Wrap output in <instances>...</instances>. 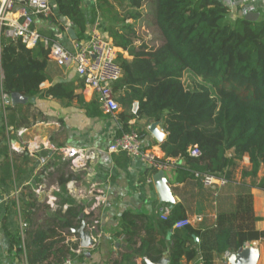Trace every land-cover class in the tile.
<instances>
[{"label": "trees", "instance_id": "trees-1", "mask_svg": "<svg viewBox=\"0 0 264 264\" xmlns=\"http://www.w3.org/2000/svg\"><path fill=\"white\" fill-rule=\"evenodd\" d=\"M53 2L58 14L76 31L78 41L88 38V31L99 17L102 33L120 49L117 61L124 75L113 86L123 109L118 115L122 124L118 136L138 130L130 127L132 120L161 122L167 133L162 152L166 158L181 159L185 164L178 168V180H194L200 189L205 188L200 179L203 176L224 179L228 184L245 157H249L251 169L243 171V178L258 177L264 168V16L257 21L232 19L222 0H97L96 9L89 14L82 7L83 0ZM146 7L151 12L144 13ZM149 14L157 41L144 39L138 28ZM0 61L8 95L33 97L50 79V59L42 43L29 49L21 40L1 36ZM188 74L189 85L185 82ZM75 90L74 83H58L46 95L72 100L76 98ZM135 104L138 110L134 114ZM22 126L19 116L17 121L13 114L8 115L6 129L12 128L10 133L16 135ZM141 131L136 132L142 139L145 132ZM194 147L200 151L198 157L189 154ZM4 154L9 170L8 149ZM68 181L69 178L60 182L61 204L68 205L60 222L34 231H28V225L26 238L19 236L16 240V252L24 255L26 264H63L68 259H84L82 250L77 254L80 242L67 243L65 234L66 229L76 231L89 218L68 194ZM257 187L264 190V176ZM28 200L26 207L31 214L38 204L32 195ZM173 208L171 217L159 221L158 229L171 234L170 264H182L184 258H196L198 251L191 246L199 232L190 226L175 229L176 222L186 216L182 205ZM82 214L84 218L80 219ZM131 217H122L126 228ZM256 222L253 195L248 190L237 196L234 212L218 215L217 227L208 233L200 248L204 264H214L216 257L238 253L246 243L262 239L264 232L256 230ZM124 232L130 236L128 229ZM130 239L126 242L131 245ZM145 249H152L151 242L144 241L141 248L130 249L115 264H135L136 257L150 256Z\"/></svg>", "mask_w": 264, "mask_h": 264}, {"label": "crops", "instance_id": "crops-1", "mask_svg": "<svg viewBox=\"0 0 264 264\" xmlns=\"http://www.w3.org/2000/svg\"><path fill=\"white\" fill-rule=\"evenodd\" d=\"M25 1L15 0L16 13L25 6ZM222 2L229 7L232 19L246 18L249 13L259 14V19L264 16V0ZM51 3L52 16L36 17L33 27L43 37L57 41L66 49L72 50L75 40L69 35L71 24L58 14L53 0ZM96 4V0H83L82 7L85 13L89 14L96 9ZM149 12L150 8L146 7L144 13ZM98 19L101 25V19L98 17L96 21ZM145 25L147 24L139 22V30L145 31ZM142 37L148 41L152 40L151 35ZM47 72L50 79L40 86L35 96H25V103L13 105L11 95L5 92L0 61V264H26L24 255L17 254L15 242L19 236L26 238L24 231L28 225V231H34L48 223L60 222L68 209V205L61 204L60 182L67 178L68 194L85 211L94 204V196L101 198V205L97 210V243L86 250L81 247L85 257L82 261L73 260L74 264H115L121 260L123 254L130 253V249L141 248L144 241L151 242L152 249H145L150 256L146 254L136 257L135 264H146V260L157 263L162 259H169L170 264L171 234H163L158 229V224L161 215L169 210L171 217L173 207L177 205H182L186 218L192 221L190 227L199 232V236H194L191 246L198 251L196 258H184L182 264H204L200 248L207 241L208 233L217 227L218 215L234 212L237 196L248 190L253 195L254 215L257 218L255 228L264 232V190L257 187L264 176V168L257 178H243V171L251 169L250 159L245 157L236 168L231 181L215 198L210 189H200L194 180L180 182L178 168L185 165L184 161L166 158L161 150L162 143L148 131L150 124L145 120H132L129 122L130 127L134 126L145 132L142 137L144 146L153 151L160 160H169L171 163L164 171L163 177L172 202H163L154 182L158 171L144 164L139 158L108 151L114 137L122 131L118 116L123 112L122 107L115 115L106 114L100 106L98 96L84 86L74 68L59 67L50 60ZM186 77L189 79L185 78V82L187 79L191 84L190 75ZM58 83H74L76 98L61 100L47 96V90ZM80 84L83 86L79 87ZM92 104L100 112L99 115L97 110L91 107ZM9 114H13L17 121L19 116L22 121L23 126L16 135L10 133L12 128L6 129ZM160 129L165 133V141L167 133L162 124ZM19 131L24 133L20 136ZM11 134L15 137L12 138ZM39 143L87 150L92 152L93 158L88 163V169L73 172L61 154L49 148L35 150ZM7 149L9 170L5 165L7 159L4 151ZM150 179L151 183L148 182ZM30 195L38 204L36 210L31 209V214L26 207ZM125 214L132 216L127 228L121 221ZM124 229L129 230L130 236L125 234ZM65 234L68 236L67 243L80 242V236L78 238L75 231L66 229ZM90 237L93 240V236ZM127 239L132 241L131 245L126 242ZM244 248L254 253L255 264H264V237L256 242L246 243ZM222 259V256L216 257L214 264H223Z\"/></svg>", "mask_w": 264, "mask_h": 264}, {"label": "built area", "instance_id": "built-area-1", "mask_svg": "<svg viewBox=\"0 0 264 264\" xmlns=\"http://www.w3.org/2000/svg\"><path fill=\"white\" fill-rule=\"evenodd\" d=\"M14 9L15 0H0V37L5 36L13 40H21L29 49L37 47L41 43L44 44L51 61L59 67L75 69L84 86L98 96L100 106L106 114L115 115L120 111L121 106L113 92L114 84L122 79L124 75L123 69L117 61L120 49L114 45L111 38L102 33L99 19L91 27L88 38L75 41L73 49L69 50L59 42L43 37L33 27L36 17L49 18L52 16L51 0H26L25 6L18 13ZM131 22V20H127V23ZM137 110L138 105L135 104L133 107L134 114ZM23 133L24 131L18 132L20 136ZM12 148L14 149V146ZM43 148H49L61 154L65 158L64 160L69 163L70 170L73 172L88 169V163L93 158L90 151L74 147H55L49 143H39L36 145L35 150L38 151ZM108 151L112 154L124 153L128 157L139 158L144 164L159 173L164 172L171 166L169 160H160L153 151L147 149L136 131L114 137ZM189 154L192 157H198L200 151L197 147H194ZM200 179L204 187L213 192L215 198L219 195L221 189L227 185L226 180L214 176H203ZM148 182L151 183L152 179ZM39 191H41V188ZM94 199V204L85 211L89 219L84 224L85 231L93 236L91 247L95 246L97 236H99L95 233L99 225L97 210L101 205L100 196H94ZM170 214L169 210L165 211L161 215V219L167 220ZM191 224L190 219H182L176 222L175 229L181 230ZM77 252L81 253V248ZM230 255V253L222 255L223 264H227ZM63 264H74V261L68 259Z\"/></svg>", "mask_w": 264, "mask_h": 264}, {"label": "water", "instance_id": "water-1", "mask_svg": "<svg viewBox=\"0 0 264 264\" xmlns=\"http://www.w3.org/2000/svg\"><path fill=\"white\" fill-rule=\"evenodd\" d=\"M248 21H257L259 19V14L255 13H249L246 18ZM69 35L71 39L77 41L78 37L76 34V31L71 28L69 30ZM27 98L23 96L20 93H13L11 95V101L13 105L17 104H23L25 103ZM161 122H153L148 126V131L151 133V135L159 142L163 143L165 133L160 129ZM164 176V172L158 173L154 177V182L158 191V194L160 196V199L163 202L171 203V197L168 194V188L166 186V181ZM84 218V214L80 216V219ZM80 236V243L81 247L83 249H88L93 245V240L91 239L89 233L85 231V225L82 224V226L75 231ZM256 257L253 252L250 251V249L242 248L238 253H232L228 257V262L230 264H255ZM146 264H169V259H162L161 261L157 263H151L149 261H145Z\"/></svg>", "mask_w": 264, "mask_h": 264}, {"label": "rangeland", "instance_id": "rangeland-1", "mask_svg": "<svg viewBox=\"0 0 264 264\" xmlns=\"http://www.w3.org/2000/svg\"><path fill=\"white\" fill-rule=\"evenodd\" d=\"M231 12V11H230ZM232 14V13H231ZM146 19H145V23L147 24V25H145V28H146V30L145 31H142V29H141V35L142 36H144V37H148L149 35H151V37L152 38H154V41H157L158 40V38L157 39H155L156 38V35L154 34V32L151 30V28H150V26L152 27L153 26V23H152V16H150V14H149V16H146L145 17ZM102 22V21H101ZM149 24H150V26H149ZM156 43V42H155ZM187 79H189L188 77H186ZM187 79H186V83H188V81H187ZM189 84V83H188Z\"/></svg>", "mask_w": 264, "mask_h": 264}]
</instances>
